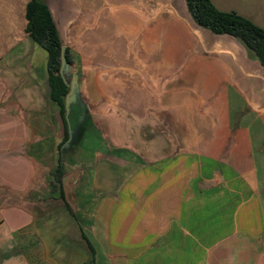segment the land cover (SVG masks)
Returning <instances> with one entry per match:
<instances>
[{
	"label": "crops",
	"instance_id": "obj_1",
	"mask_svg": "<svg viewBox=\"0 0 264 264\" xmlns=\"http://www.w3.org/2000/svg\"><path fill=\"white\" fill-rule=\"evenodd\" d=\"M30 1L0 0V264L60 258L47 240L66 227L83 264H264L261 63L199 27L185 0H44L63 47L86 45L94 64L69 121L100 149L80 163L75 138L61 149L80 167L77 220L66 184L45 182L65 121L26 33Z\"/></svg>",
	"mask_w": 264,
	"mask_h": 264
},
{
	"label": "trees",
	"instance_id": "obj_2",
	"mask_svg": "<svg viewBox=\"0 0 264 264\" xmlns=\"http://www.w3.org/2000/svg\"><path fill=\"white\" fill-rule=\"evenodd\" d=\"M185 1L194 22L199 27L217 36L228 35L235 38L264 67V28L235 12L219 10L211 0ZM26 17L27 35L48 54L50 99L61 108L65 121V139L59 148L60 154L54 174L55 181L51 186V189L55 191L57 187H62L64 169L61 149L69 139V128L65 118V101L70 89L60 74L63 43L51 12L44 0H31L27 6ZM67 60L69 64H72L69 49H67ZM61 195L65 199L63 189ZM66 206L71 215L78 220L70 205L66 203Z\"/></svg>",
	"mask_w": 264,
	"mask_h": 264
},
{
	"label": "rangeland",
	"instance_id": "obj_3",
	"mask_svg": "<svg viewBox=\"0 0 264 264\" xmlns=\"http://www.w3.org/2000/svg\"><path fill=\"white\" fill-rule=\"evenodd\" d=\"M213 4L221 11H226V12H235L241 16H244L251 21H253L255 24L258 26L264 28V0H211ZM178 3V2H177ZM69 48H71V59H72V64H70V71L68 75V82L71 84V82L75 79L77 80V84H79V87L81 86V91L82 94L84 95L85 100L89 101L88 98V85L91 80H93L92 77L87 75V71L91 66H93L92 61H87L86 56H91V52L88 54L87 52V47L81 46L78 44H67ZM92 57V56H91ZM74 58V61H73ZM103 83V81L101 80ZM96 110V109H95ZM97 112L102 113V110L100 109L96 110ZM85 123V122H84ZM89 126H87V123L78 130H76L74 123L69 121V137L75 138V141L73 144L70 145L69 150L72 148L73 150L79 147V149H83L78 157H75V160L78 159L79 163L83 161L82 154L84 150H93L95 148H99L101 146V142L97 139V136L94 135L92 136L91 132H88ZM79 131V132H78ZM87 131V133H86ZM72 160V162H71ZM65 161V162H64ZM58 164V162H57ZM79 164H76V162H73L72 156H68L67 159L64 160L63 158V169H64V176L63 178L66 177L67 175L70 174L71 178L67 179L68 185L67 187V193H68V198L70 200V206L72 210L74 209L75 212L77 213V207L74 203L73 199V193H71V182H72V176H75V179L77 175H79L78 166ZM54 174L55 171H50L47 174L46 177V184L50 187L52 186V183L55 181L54 180ZM70 184V186H69ZM67 228V227H66ZM66 230V234L59 236L58 238L52 237L49 238L48 245L52 247L51 251H53L55 246H59V249L62 253L60 255V258L58 256H55V253L52 254V261L49 262L48 264H83L84 259L87 260L90 257V252H83V248L85 243L83 242H78L77 238H74V233L70 235L69 232ZM74 232V231H73ZM44 246H46V243H43ZM58 255V254H57ZM62 257V258H61ZM87 264H91L90 262H87Z\"/></svg>",
	"mask_w": 264,
	"mask_h": 264
},
{
	"label": "water",
	"instance_id": "obj_4",
	"mask_svg": "<svg viewBox=\"0 0 264 264\" xmlns=\"http://www.w3.org/2000/svg\"><path fill=\"white\" fill-rule=\"evenodd\" d=\"M69 71H70V64L67 60V49L66 47H63L62 48V56H61V68H60V74L62 76V78L67 82V85L69 87V93L68 95L66 96V101H65V104H66V111H67V121H68V124H69V116H70V112H71V108H72V105L73 103L75 102L76 98H77V92H78V84H77V80H73L71 82V84H69L68 82V75H69ZM68 178H71V176H66L63 178V183L66 184L64 185L65 187V192H66V197L68 199V202L70 203V200L68 198V193H67V179ZM70 186V184H69ZM71 191V190H70Z\"/></svg>",
	"mask_w": 264,
	"mask_h": 264
}]
</instances>
